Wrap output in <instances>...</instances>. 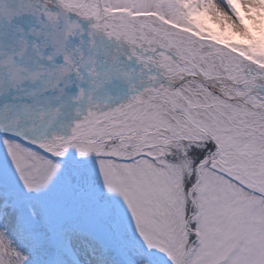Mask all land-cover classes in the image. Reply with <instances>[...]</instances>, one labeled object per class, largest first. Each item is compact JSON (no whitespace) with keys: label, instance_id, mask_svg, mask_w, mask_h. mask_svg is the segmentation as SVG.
Wrapping results in <instances>:
<instances>
[{"label":"rangeland","instance_id":"374dc122","mask_svg":"<svg viewBox=\"0 0 264 264\" xmlns=\"http://www.w3.org/2000/svg\"><path fill=\"white\" fill-rule=\"evenodd\" d=\"M57 1L60 17L34 10L37 22L56 18L50 31L76 52L113 58L121 90L65 88L64 119L33 128L36 148L17 147L77 174L113 205L131 244L152 253L148 264H264V103L232 83L264 86L243 76L264 74V0ZM99 65L112 70L93 61L88 69ZM154 70L170 79L198 72L217 88L169 87Z\"/></svg>","mask_w":264,"mask_h":264},{"label":"snow or ice","instance_id":"6c2138e0","mask_svg":"<svg viewBox=\"0 0 264 264\" xmlns=\"http://www.w3.org/2000/svg\"><path fill=\"white\" fill-rule=\"evenodd\" d=\"M6 35L0 30V56ZM4 86L10 92V82L0 80V264H148L152 253L131 244L113 205L77 174L17 147L37 146L20 134L27 117L5 107Z\"/></svg>","mask_w":264,"mask_h":264},{"label":"bare ground","instance_id":"6f19581e","mask_svg":"<svg viewBox=\"0 0 264 264\" xmlns=\"http://www.w3.org/2000/svg\"><path fill=\"white\" fill-rule=\"evenodd\" d=\"M58 3L57 0H0V30L8 34L5 37L4 49L7 54L6 56H0V72L4 74L0 76V80L10 82L11 88L10 92L7 86L3 88V91L8 93L5 97L7 101L5 107H11L13 112H19L22 117H27L26 120H21L19 129L20 134L25 136L26 139L31 138L30 134L35 132V130L32 131L35 126L50 122V117L56 120L64 119V117H60L61 114L57 111L56 106L62 104L66 106L69 103L68 99L70 97L64 95V86L71 85V82L66 81V78L76 76L78 80L83 79L81 72H79L80 67L75 64L76 61L73 59L76 49L74 41L67 39L64 35H59V32L50 31L54 30L55 27H60L56 18L48 23L49 26H45L46 24L37 22V20L42 19L38 17L41 15H34L32 12L41 10L44 16L60 17L58 14L60 11L55 7ZM62 12L64 11L62 10ZM31 33L39 34L46 40L43 43L35 44L30 35ZM17 34H19L18 37L21 34L29 40L32 48L27 46V49L31 53L38 49L41 50V53L38 55L34 54L31 57L28 56L27 58L30 60H27V55L24 56L18 53L16 45L21 44V42L17 38H13ZM64 45L70 49L71 57H68V61L67 58L64 59L65 57H62L63 55L60 51L61 48L62 50H68L63 47ZM48 49H53L51 56L48 59L40 58L42 65L39 66V55ZM48 71H52L53 77L45 81ZM190 75L182 76L181 79H172V81H180ZM196 76L199 79L203 77L198 72ZM63 81L65 83L61 85ZM214 81H209V83L211 85L213 83V87L217 88V84H215L217 82ZM129 83L137 87L146 85L145 82L129 81ZM126 84L127 82L120 87L125 88ZM51 94H54V96ZM216 94H219V92L216 91ZM234 99L232 98V100ZM70 112H72V109L69 108L66 113ZM66 124H69V122ZM80 124V119L78 120L77 118L70 123V125H75L76 127ZM70 125L67 127H70ZM68 147L70 145L62 146V149H67Z\"/></svg>","mask_w":264,"mask_h":264},{"label":"water","instance_id":"95a60500","mask_svg":"<svg viewBox=\"0 0 264 264\" xmlns=\"http://www.w3.org/2000/svg\"><path fill=\"white\" fill-rule=\"evenodd\" d=\"M191 76H192V77H191ZM186 80H198V81H200V82H202V83H205V84L208 85V86H209V81H211V79H206V78H203V77H202L201 79H199V78L196 76V74H193V75H190L189 77H187V78L181 80L180 83H183V82H185ZM213 80L216 81V79H213ZM164 83H166V84L172 86V84H171L170 82L166 81V80L164 81Z\"/></svg>","mask_w":264,"mask_h":264},{"label":"trees","instance_id":"16d2710c","mask_svg":"<svg viewBox=\"0 0 264 264\" xmlns=\"http://www.w3.org/2000/svg\"><path fill=\"white\" fill-rule=\"evenodd\" d=\"M113 5H114V4H113ZM124 7H126V6L124 5ZM231 50H232V51H235V49H234V48H232Z\"/></svg>","mask_w":264,"mask_h":264}]
</instances>
